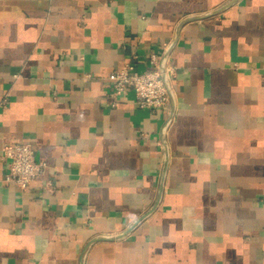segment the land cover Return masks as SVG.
<instances>
[{"label": "crops", "instance_id": "crops-1", "mask_svg": "<svg viewBox=\"0 0 264 264\" xmlns=\"http://www.w3.org/2000/svg\"><path fill=\"white\" fill-rule=\"evenodd\" d=\"M159 51L167 109L115 98ZM263 64L264 0H0V264H264Z\"/></svg>", "mask_w": 264, "mask_h": 264}, {"label": "built area", "instance_id": "built-area-1", "mask_svg": "<svg viewBox=\"0 0 264 264\" xmlns=\"http://www.w3.org/2000/svg\"><path fill=\"white\" fill-rule=\"evenodd\" d=\"M164 51L151 52L148 67L139 71L131 63L115 70L110 76L113 96L118 98L129 90L134 91L136 102L153 111L167 109L169 104L168 81L175 76L173 65L163 67ZM264 73V64L262 65ZM115 105V103L113 104ZM1 157L8 161L6 181L20 188H26L36 177L42 175L46 163L35 158L29 143H11L2 147Z\"/></svg>", "mask_w": 264, "mask_h": 264}]
</instances>
